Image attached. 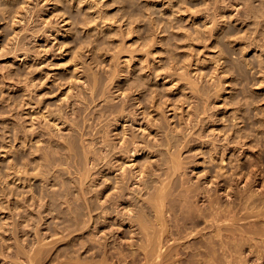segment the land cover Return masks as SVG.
Returning <instances> with one entry per match:
<instances>
[{
  "label": "rangeland",
  "instance_id": "obj_1",
  "mask_svg": "<svg viewBox=\"0 0 264 264\" xmlns=\"http://www.w3.org/2000/svg\"><path fill=\"white\" fill-rule=\"evenodd\" d=\"M23 1L24 3H26L24 4L26 7H19L17 4H19L20 6H24L20 4V3H23ZM97 1L99 4H97ZM97 1L96 0H73V1L72 0H60L59 2L57 0H29V1L28 0H20V1L19 0H0V264H22V263L24 264L26 261L28 262L29 260L27 258L28 254L27 253L25 254L24 252H26V250L29 249V252H31V255H34L35 253L34 250L39 251L38 249L40 248L43 253L41 251L40 252L44 254L43 256L44 260H40V259H43V258H40L37 261V259L35 258L38 264L40 261H41L40 264H62V263L63 264L65 263L77 264V262L78 264H92L93 262H95L96 264L97 260L101 261L103 259V255L105 259L102 261L106 262V263L101 262L103 264H107L108 262H110L109 264H114V263L115 264H122V263L123 264L124 263L125 264H140L142 262L143 263L145 262L144 264H146V260H145L146 258H143L145 256L143 254H140L141 253L140 249H138L139 248L138 244H140L142 240L140 238L143 236L141 233H139L140 231H139L138 226L135 225V228L133 226L130 229V226L126 223L127 221H129L127 216H126L127 217L126 221L124 219L125 225H123L124 221L121 220V218L122 217L124 218L125 215H129L128 210L130 208L138 209L140 204H145V203L148 204V202H146L147 201L146 197L148 196V194L147 195L145 194L147 193V191L134 190L136 191V194L135 192L132 191L134 188H137V184L133 183L135 182V180L132 178L131 174L129 173H132L133 170L136 171V168L129 167V166H131V164L133 163L136 164L135 167L137 166V168L142 166L144 163L145 165L151 166L152 163L150 164L149 161L154 163L156 162L155 161L156 159L158 160V158H159L158 161H160V163L158 162L156 163L162 165L163 161L160 160V156L162 157L164 155H160L159 153H157L153 156V154L156 153L154 151H153L154 153L153 152L150 153V151L148 153L147 152L145 153L144 151H140L137 155L138 157L132 158L133 160L128 159V161H130L131 163H125L127 159H121L122 161L121 160L120 161L122 163L123 162L125 163V165L123 163L124 167L123 169H121V172L120 170H117L114 172L115 174L114 173L109 174V171H106V175L107 176L109 175V177L111 178L110 179L111 182H108L106 180L108 184H106L105 183L106 181L104 180L106 177L105 176L102 177L100 173H97L96 170L98 171V169L95 168L96 170L95 169L94 170L96 173L92 171L91 172L92 174L90 178L88 179L89 181L86 179V182L85 184H82L83 185L82 187V185H80L81 183L79 184L77 181L80 178L83 179L82 177L83 175L80 177L79 173L81 172L79 173L77 172L79 170L80 171H82L83 169L85 170L84 168L85 164H86V167L91 166L93 170V167H94L93 162H92L93 160L90 161L89 163V164L92 163L91 165L85 162L86 161L85 158H84V161H82L83 158L81 157H84L85 154L83 153L84 151L82 152L83 146L81 143H80L81 145L79 144V147L81 146L80 147L81 151L79 153V150H78V154L77 153L76 154L81 156V152H82V156L77 157V155L74 156L75 155L74 151H73L74 154L71 153V150L69 152L68 147L66 148V145L61 142V141L65 142L66 139L72 136L73 132L75 134H79L80 129L81 131L82 129H85V128L86 130L87 128L90 129L87 123L83 124L85 122L83 121L82 118H81L82 121L76 124L78 127V130L75 125V122L74 124H71L72 122L69 120V116L72 115L73 117H75L74 115L75 108H80L84 105L83 99L82 98L80 99L81 95L85 94V96H88L90 94V91L88 92L87 90L88 85L83 84L84 81H86V78L87 80H91L92 77L95 76L92 74L99 75V77H102L105 75L103 78H106L107 75L111 76L112 74L110 75V73L112 72L109 73V71H111L113 68V65H116V64L119 67L121 65L122 66L124 65L126 67L125 68L123 66L124 68H122L121 66L120 68L118 67V69L115 68V70H117V71L114 70L116 74H118L121 71L122 72H124L125 70L126 71L122 75H121L122 72L119 73L118 77L120 78L116 77L118 79L114 80V82L112 81L113 82L112 85L110 83V86L108 87L109 92L108 94L106 92V95H105L106 96L105 98L107 99L108 98L107 96L111 93L109 95L110 97L107 99V103H109V105L111 103L118 104L119 103L118 101L122 103L121 101H123L124 99H121V98L124 95L122 97L121 96L118 97L121 91H118L117 89L121 86L126 88L131 82L132 77L133 78L137 77L143 82L148 77L151 83L147 79L146 82H144V84L146 83L145 84L146 87H152L153 89L152 90V89L147 88L148 90H151L150 92H152L151 94L148 93L149 96L147 94L146 88L144 89L146 91H143L142 89L143 92H140L139 90L138 91L139 93L135 91L134 89L130 90V92L129 90H126L127 91L126 94H128V92L131 94V97H129L130 100L129 98H127V100L129 101L126 102V106L130 110L131 108L134 110H139L138 113L145 110V108H143L144 105L142 104L141 106H139V103L137 99L135 98H138V99L140 97L147 98V99L145 98H142V99L143 101L145 100L146 103L145 101L144 103L149 106L151 105V103H153L152 107L151 106L150 107L151 109L153 108L154 111L153 110H151L152 112L149 111V113L151 112V115L148 116L150 119L147 118L148 120L146 119L147 120L146 122L144 119H141L140 121L144 120L143 123H147L149 120H152L151 119L153 118L152 116H154L153 119H155V121H158L159 119L162 118V116H164L163 118L168 119V120L166 119L164 120L166 121L170 120L169 122L170 123L172 122V126L173 125L176 126L175 128L177 130L176 132H178L179 128L183 126L182 123L184 121L186 123L188 120H189L188 121L189 123L190 121H191V124L193 123L192 125H194L195 123L197 125V126L194 125L193 129L190 128L189 130H187L188 132L196 133L198 131L203 130L202 132H200V134H198V136L195 134L194 135L196 138L199 139L200 138L199 135L203 136L205 134L206 137L205 136L203 137L205 140L203 138H200L198 140L194 137V135L193 136L191 135V137L195 138L196 140L195 142L191 143L192 144L191 151L194 153V155L196 154L195 155L196 158L193 157L194 155L192 154L193 156L190 155L191 156L190 158L191 159L194 158L193 163H190L191 159L190 160L187 159L188 161H186L185 160L186 158H184V162L186 161L185 163L186 164L188 163L187 165L181 162L182 170H180V173H177L181 177L178 175L174 177V178H177V177L181 178L179 180H180V186L182 185V187H180L179 189L183 188V184L181 180L184 179L185 177L183 178L182 175L184 176L187 175L186 177L190 181H188V179L186 178L188 182L187 181H184V182H187L189 185H192L194 182L195 183V185L193 184L194 187L198 186V187L203 188L204 185H206L207 189H209L212 193L214 192V194H216V196L214 195V197H218V198L221 197L219 198V201L220 202L223 201L222 204L235 206V202H236V206H237L240 202L241 205L239 204L237 208L238 207L240 208L249 203L247 202V200H245V197L240 198L241 195L240 193H238V188H240V186H241L240 188L241 190L243 187H246L245 185L248 182H250V184L249 183L247 184L248 190H246V192L249 191V193H251V191H254V190L256 191L258 188L260 191L264 189V186H263L264 184V0H134L135 2L133 0H97ZM86 2H88L89 4ZM14 4H16V6ZM27 5L29 6L27 7ZM247 5H248V9L253 10L252 12L247 9L246 7ZM89 6L92 8L90 9ZM96 6H99V8ZM17 7L20 10L17 9ZM61 7H62V10L60 9ZM63 7L65 8V10L68 9V12L66 10V13H65V10ZM105 7L109 11V12L107 11L108 14H106ZM97 8L99 11L97 10ZM11 9L13 10V12L17 10L15 12L17 13V15H15L17 18H15V16L13 17L15 13H13ZM32 9L33 11H31ZM101 10L104 15L102 14ZM248 11L250 12V14ZM21 13L23 14V18L25 15L26 20L23 19L22 23H17L16 21L17 20L19 21L20 19L19 17L22 15ZM71 13H73V16ZM18 14L20 16H18ZM99 14L101 16L103 15L105 19H108L106 17H110L112 15L113 19L111 18L112 17L111 16L110 19L112 20L108 19L104 21L103 20L104 18L101 17ZM106 15H109V16H106ZM70 16L73 17L74 19H77L78 17V19L74 21V19L71 18ZM86 16H88V18L91 20L94 19V23H92L93 21L90 22L88 20L89 23H92V24L87 25L89 24L88 22L84 24L85 22L84 18ZM13 18L16 19L15 22ZM88 18L86 17V20ZM64 19L65 21H63ZM106 21L108 22V24L106 23ZM103 22L105 23L103 24ZM109 22H112L113 24L111 25V23ZM14 23L16 24V26ZM94 25L95 26L97 25L98 27L97 26L95 27ZM105 25H108V26H105ZM70 27L72 29L74 28L72 32H71ZM98 28L99 29L101 28V29L99 30ZM123 28L125 29V31L123 30ZM120 29L124 31L123 36L127 38L121 37L122 35L120 33L121 32ZM130 29L132 30L131 31L132 33L129 32ZM168 29L169 31L167 32ZM212 29L213 31H211ZM126 31H128L130 35ZM126 33L128 34V36H126ZM187 34L189 35L186 36ZM186 37L188 38L191 37L192 39L191 38L188 39ZM94 39L99 40L97 41L98 42L97 44L100 43L96 51L94 50V48H96L95 41H93ZM169 39L171 40V42ZM122 41L123 42L125 41L124 42L125 44L123 46L127 45L125 47H127L128 50H132V51L133 49L131 48H134V52L132 53L131 51L130 53L128 52L129 53L128 54L127 53L128 50L127 51L126 49L122 50L124 48L122 47V45L121 47L120 46L117 47V45L121 44L120 42ZM164 42L168 44L165 45ZM146 43H148V45ZM153 43H156V44H154V46L150 45ZM145 46L146 48H144ZM119 47L121 48L120 50L118 49ZM136 48L138 50H135ZM163 48H165L167 51ZM92 49L95 52H97L96 55L94 51H92ZM139 49H142V50H139ZM116 50L120 52L125 51L129 56L126 55L124 52H121V53L119 52L121 54V57H120L119 54H116ZM93 53L96 59L94 58L92 59ZM113 53H115L116 56L119 55L118 59L112 57L114 56ZM131 53L134 54L133 57L131 56L132 55ZM130 56L133 58V60L131 59L132 60L131 61L132 63L130 62L131 65L130 64L127 65L126 64L127 62H125L124 60L126 59L127 61V59H130ZM97 59L100 62H98ZM144 60H145L144 66L145 64H147V66H149L150 68L152 67L153 70L155 71L157 70L156 71L157 73L155 71L152 72L151 69L147 66L145 67H147L150 70L145 68L143 66ZM92 61L97 62L95 63L96 65L94 64L93 66L92 65L93 63L91 64ZM115 61L116 63L114 64L113 62ZM75 63L77 64L75 65ZM117 65L114 67H117ZM90 66H92L93 69ZM129 67L130 68L132 67V68L130 69ZM133 67L136 68L137 70L136 69L134 70ZM142 67H144L146 70L144 68L142 69ZM121 69H123L124 71ZM141 70H144V71L142 72ZM97 71H99L100 74L96 73ZM128 74L130 75L128 76ZM107 79L108 78H106V80ZM71 80H72L71 82L72 85L69 82ZM147 81L150 84L147 83ZM190 83L195 84L196 88H192L191 86L193 84H190ZM73 84L75 85V87L76 86L77 87L74 88ZM70 85L74 88L72 89L73 97L71 96V94H67L68 92H66L67 90H69ZM184 86L187 87V89L184 88ZM189 86L191 87L190 89L188 88ZM157 88L160 91L155 90ZM79 89H81V91L83 89L82 94L81 92H78L80 91ZM191 89H194V90H191ZM200 89L202 92L200 91ZM132 91H134L135 94H133ZM186 92L189 93L187 94V96H186ZM79 93H80V96L78 95ZM191 94H192V97L190 96ZM66 95H67V98H66ZM69 95L72 98H69L68 97ZM150 95L151 96L153 95V98H151ZM114 96H117V97H114ZM128 96L130 95L128 94ZM154 97L156 98V100ZM180 97H184V99ZM185 97H187L188 99L190 98L191 99L188 101L187 98ZM149 98H151V100L153 99V102L151 100H148ZM103 100H105L104 97L103 99H100L96 103V104L99 103V105L95 107V112L99 108L102 109L103 106L107 105L106 100L105 101ZM147 100H148V103H147ZM185 100L187 102H185ZM150 101L151 103H149ZM128 103L130 106L131 105L132 106L129 107L127 105ZM176 103L177 104L179 103L180 105H182L180 106V109H179V104L177 105ZM158 104L159 105L162 104V106L165 107L164 109L167 111H164V110L162 111L166 112V114L163 113L162 115L161 109L163 107L160 106L162 108L159 109ZM174 104L177 106H175ZM198 105H199V108H196V106L198 107ZM136 106L137 107L139 106V108L136 109L137 108ZM149 106L146 107V109L149 108L150 110ZM60 107L64 110L62 111ZM170 107L171 108L178 107V108L177 109L174 108L175 110H173L174 111L173 112L169 110ZM205 107L207 108V111L209 110V114L206 111H204L206 113L203 112V110L206 109ZM155 108H157V111H155L156 110ZM57 109L61 110L66 115H64L60 111L61 112V116H60L58 114L59 110ZM89 110L90 111H88L87 114H89V112H91L92 110L94 111L93 108ZM192 110L200 111L199 116L201 117V119L200 117L195 118L196 115L193 113ZM65 111L68 112V114L70 115H68ZM99 111L100 110H98L97 112L100 113ZM158 111H160V113H158ZM176 111L177 113H175ZM197 111H196V114L198 113ZM155 112L157 113L155 114ZM181 112H183L182 113L184 114L183 116L180 115ZM192 113L194 116H192ZM67 115H68V118L65 119L64 117H66ZM157 115H159L161 118ZM179 115L182 116V119L183 117L185 119L188 115L190 116L189 118L188 117L186 118L187 121L184 119L183 121L179 118L180 117ZM142 116L143 114L140 115V118ZM174 116H177V117L175 118ZM73 117H70V118H73ZM171 118L175 122L171 121L172 120ZM177 118L181 122H178L176 120ZM194 119H196V121H194ZM198 120L200 122L201 121L202 122L204 121V122L203 123L201 122L202 123L201 124L197 122ZM110 121L113 124L114 121L113 120H110ZM106 122L107 121H105V123ZM55 123H58V126H56ZM97 123L98 124L100 123L99 125H101L104 122L101 123L100 121H98L96 122V124ZM96 124L94 125L96 126ZM126 124L128 127L130 126L128 123H125V124L120 123L116 128H115V124H113L114 128L111 125L112 127L111 130L116 129L115 131L113 130L114 135H113V132H111L112 134L111 136L113 138L109 136V142L111 144L114 142L115 145L120 147L121 143L118 140L119 138L123 136V133H124L123 131L125 129L127 130L128 137L131 133L135 134L133 132L134 130L136 131V135H138V138L140 137V140L143 141V138H144V140H149V142H150V139L152 142H155L156 140L165 138L164 135L166 134L167 129H168L167 127L166 132L164 131L165 128L162 129L163 130L162 132L163 133L165 132L164 135L162 136V132L159 131L160 129L154 128L153 131L148 130L149 132L144 131L143 133V130L139 129L140 128L139 125L137 126V128L136 127L128 128L127 126H125ZM99 125H98V128L102 127V125L101 126ZM72 126L73 128L71 129ZM185 126H187V124ZM185 126L181 128H185ZM201 126L202 127L204 126L205 129L203 127V129L200 130L202 128ZM120 127L123 133L120 131ZM126 127L129 129V131ZM75 129L79 133H76V131H74ZM131 129H133L132 132L130 131ZM137 129H139L140 131ZM239 129H241L242 132ZM90 130H88V132ZM183 130L185 132V129ZM137 131L139 134H137ZM238 131H240V133ZM117 132H121L122 134L119 133L118 134L119 137H118ZM146 132L148 133L146 134ZM181 133L179 132V134L182 136ZM202 133L204 134L202 135ZM75 134H73L72 137H74ZM142 134H144V136ZM190 134H189V137H190ZM246 134H250V136ZM153 135L155 138L158 136H161V137L158 139L154 138L155 139L154 140ZM66 136L68 137L66 138ZM80 136L82 137L81 134ZM80 136L79 135L76 136L77 140ZM237 136L243 137V139L239 138V141L241 139L242 142L240 141L239 143L238 140L235 139V138L238 139ZM81 137L79 138V141L83 140L81 139ZM86 137H84L85 140L91 139L90 137H88V139ZM110 139L113 142H111ZM212 139H214L213 141L216 143V144L214 143L215 145L213 144V141L211 142ZM227 140L228 141L230 140L229 141L230 145H228V148L225 147L228 144ZM232 140L233 142H231ZM196 142H197V145H199L200 143L201 145L197 146ZM117 143H120V144H117ZM218 144L220 145V147H218L219 146ZM61 145H63V147H60ZM222 145L224 147H222ZM141 146H144V145L142 144ZM211 146L212 147L214 146V147L212 148ZM51 147L54 152L53 151H50V152H53V153H50L48 150L49 148L51 149ZM53 148L56 150H54ZM60 148L62 149L64 148L65 150L63 149L64 151H62V149L60 150ZM66 149H68V151ZM164 149L165 148H162L161 150H163V152L165 151L167 152V150H164ZM203 149H204V152L209 153V154H212L214 150L216 151L219 150L218 152L214 151L213 153L215 157L213 161H216V160L217 161L210 162V160L213 159V158L211 159L209 158V157H212L211 155L210 156L208 155V157L204 159L205 153L203 152ZM211 149H213V151ZM222 149L223 150L228 149V150L225 151L226 153H224ZM233 149L235 150L233 151ZM209 150L211 151L209 152ZM222 151L224 154L222 153ZM46 152H48L49 154H47ZM55 152L57 153V155L54 154ZM59 153L61 154V156L64 155V153L74 156L72 160L68 158L69 155H66L67 156L66 159L69 161L72 160L71 162L76 163V165L78 164L77 162L78 158L79 159L81 158L80 160L81 162H79V164H82V162L83 164L85 162V164L84 165L82 164L83 165L82 167L81 165L78 164V166H80L79 167L80 169L78 168V166L75 165L77 167L76 169L74 164L73 165L70 164L71 167H69L70 162L67 163V160L65 159L66 157L65 155H64L65 157L59 156V159L57 158ZM221 153L223 156H221ZM186 154L187 153H185L184 155ZM188 154H191V152ZM44 155L46 156L45 159H44ZM48 155H50V157H48ZM51 156L53 157L51 158ZM72 156L70 157L72 158ZM202 156L204 157L202 158ZM222 157L224 158L226 157L225 159H227V161L225 160L226 166L222 163V161H220L222 160L221 159ZM47 158L49 159L51 158V159L49 160ZM112 158H113L111 160L113 162L112 164L122 165L121 162H118L120 163L118 164L117 161H114L117 159H114V157ZM52 159L54 160L53 163H52ZM55 159H57V162L55 161ZM60 159L62 161H59ZM63 161L66 162L67 165L69 166H67L66 163H64ZM219 161L220 163H222L221 164L222 166L220 165ZM45 162H48L49 164L48 163L45 164ZM59 162L61 163L57 166L56 164H58ZM229 162L230 163L232 162V163L230 164ZM156 163H155V167L154 166L153 167H154V171L157 173L158 172L157 169L159 168H157L158 164ZM50 164H53L54 166H56V167L53 166L55 169L52 168L54 171H51V174H50L49 168L50 170H52L50 167L52 165ZM61 164H64V165H61ZM117 165H115V167ZM145 165H143V167H140V168L146 167ZM160 165L159 167L162 168V166ZM218 165H220L222 169L224 168V170H226L225 169L226 167L230 171L226 170L227 171L226 172L224 170L223 171L218 170L220 168V166ZM163 166L166 167V163L163 164ZM183 166L184 168L187 167V169L186 168L184 169ZM118 167L119 166H117L116 169ZM164 167L162 169L165 170ZM73 168H75L77 171L74 170ZM124 169L126 170V172H129L128 174H125V175L131 176V177L128 176L130 177L129 185L132 183L130 185L132 188L130 192L135 194L134 197L136 196L133 199H136L137 197L138 198L140 197V198L139 199L137 198V202H135L134 204L133 202L135 200L134 201L133 199L131 200L130 196L132 195V193L128 192L129 191L128 190L127 192H125L123 200H121L122 198L120 199V197L116 196L114 200H116L117 203L113 204L115 206L108 203V205L109 204L111 205V207L109 205L110 209L114 211V213L111 214L112 216L110 215L111 210L109 208L108 209L110 210V212L108 211V214L105 213L106 215H104L101 213L102 208L105 205L108 206L107 203L105 204V200H107V197L110 195L109 192L111 193L113 189L116 190V192H118L117 189L114 188L115 183L113 182L116 180L117 177L122 176V172ZM162 169H161L162 172L160 171L161 173H163ZM211 169L212 170L217 169V171L213 170L212 172ZM231 169L234 173L233 175H235L234 177L232 176V178L230 175ZM58 170L59 172L60 170H62L61 171L62 174H59ZM84 170L82 171V173L84 172ZM181 171H184V172L187 171L188 174L186 172L183 173ZM236 171H237V175L235 173ZM215 172H218L216 174H220V173H223V174L222 175L220 174L221 176L217 175L218 177H216ZM63 174H65L64 176H66V178L63 176ZM96 174L97 175L100 174V176H97ZM226 174L230 176L231 180H229L230 179L229 178L227 181L226 180L227 178H223L224 176L225 177L228 176ZM52 175L54 179L56 178L55 176L57 177L60 176V178L56 179V182H55V180H53L52 178ZM92 175L93 177L96 176V178L94 177L96 181L94 180V178H92ZM116 175H119V176H116ZM213 175L215 177H212ZM84 176L86 177V175ZM236 176H239V177H236ZM61 178H63L62 179L63 181L61 180ZM91 178L93 179L94 182L92 181L93 183L91 182V184H89L91 181L90 180ZM234 178L236 181L234 180ZM239 178L240 179L242 178V180H240ZM106 179H108V177ZM57 180H58V183L61 180L63 184H60L61 182L58 184ZM64 180L67 182V184L64 183ZM149 181H148V185L150 186L151 181L150 182ZM80 182H82V180ZM103 182L104 184L101 185ZM190 182L192 184H190ZM196 182L197 183L199 182V183L197 184ZM213 182L214 183L216 182L219 185H217L216 183L214 184ZM74 183L75 184L78 183V185L83 188L81 189L86 191V194L83 192V195H82L81 193L82 197L84 196L83 197L84 199L81 198V196L79 195L81 192L79 191L80 187H78L77 184L76 186ZM98 183H99L100 189H97L99 187L95 186V185L98 186ZM110 183H112L113 185L111 186ZM200 183L201 185L202 184L203 185L202 186L199 185ZM212 184H214L215 186H213ZM222 184L223 186H220ZM230 184H232L233 186ZM60 185H67V187L60 186ZM88 185L92 187V188L89 187V189H92V190L93 188L96 187L95 189L97 191L96 190L91 191L93 195L89 194L90 191L88 192ZM249 185L251 187V190H250ZM69 186H72V188H70ZM206 186L203 189H205ZM210 186L211 187L213 186V187L211 188ZM64 187H66V189ZM68 187L73 191L68 190L69 189ZM101 187L104 189H102ZM110 187H112V190L110 189ZM215 187H217L218 189ZM213 189L218 190V192L214 191ZM62 190H64V192ZM105 190L108 192V196H106L107 192L102 194L103 192H105ZM259 190L257 191L260 193ZM60 191L62 192L60 193ZM65 191H66V195H65ZM180 191H183V189ZM58 192H59V195H58ZM70 192L71 193L74 192V193L71 195ZM96 192H99V194L101 192L102 193L100 195L97 193L96 195L95 194ZM140 192H142V194H140L139 196ZM229 192L232 194H230ZM67 193H69L68 195H71L70 197L72 198V200H74V202L76 201L75 203H79L80 205H81L80 202H82V204L84 203L82 206H85V204L89 202L87 204L89 208L85 206L86 209L87 208L89 209L88 210L89 213L88 211L86 212L85 211L86 209L84 208L85 209L84 210L81 206L82 210H84L83 211L84 214L86 213L85 216H83L81 208H78L79 205L76 204L77 205L76 206L75 203L71 200V198L67 196ZM219 193H221L222 196H220ZM237 193L238 195H236ZM56 194L57 196H55ZM260 194H262L263 198L261 197L259 198L261 200L257 199L255 202V204L258 203L259 205L254 204L256 206L255 208L253 204H250L249 212L248 210H244L243 211L244 213H241V216L245 217L244 215L245 212H248L249 215H246L248 217L238 221L239 223L236 222V225H235L240 228L242 227V229L250 231V233L245 234L246 235L245 237L237 236L236 239H233V238L226 239V241L228 242V246L229 247L232 246L231 248L234 252L238 248H239L238 253L243 249L240 253L244 252L245 254L237 253L236 255L237 256L244 255V257L240 256V258L243 257L244 259L242 258V260L244 261L246 260L248 262V263L246 262L247 264H264V251H263L264 249L263 241L264 240L262 241L264 236L263 238H260L261 235L257 234L256 236L254 232L256 231L260 233V231L263 230L261 232L264 233V220H263L264 219V201H263L264 200V190ZM44 195L45 196L48 195V196L44 197ZM52 195L55 198L59 197V202ZM86 195H88L87 198H86ZM112 195L114 194H111L110 196ZM145 195L146 197H144ZM231 195H233L234 197ZM246 195H248V193H246ZM66 196L68 197L67 199H62L63 197L66 198ZM89 196H92L91 197L92 200H93V196H96L94 201L91 203H90L91 199ZM128 196L130 197V199ZM226 196L228 198H226ZM49 197L50 199L52 198L53 200L51 199L49 202L50 204H47L49 201ZM69 198L76 207H73V204L70 205L71 202L70 203L68 202L70 201ZM125 198L127 200H124ZM229 198L232 200H229ZM206 199L207 198L202 197L201 199L202 202L200 203L198 201V198L196 199V201L194 199L193 200L196 203L198 201L199 204H202L200 206L205 207L208 205V201ZM84 200L85 202H87L88 200V202L85 203ZM98 200L100 204L104 200L103 204H101L102 207H99L101 205L97 204L99 203L97 202ZM119 200L122 202H120ZM142 200L144 203L142 202ZM228 200H229V203L231 202L232 203L229 204ZM53 201L58 202V204H56V202H53ZM259 201L261 202L259 203ZM93 203L95 207L98 206L99 211L98 209L97 211L99 213L96 212L95 207L94 208L90 207L91 205L94 206ZM47 205H49V207ZM50 205H52V207H58V208L62 207L60 208L61 211L56 210V209L54 210L53 208H52L53 210L48 209L50 208ZM68 205L70 207L72 206L73 208H70ZM127 205H129V207H127ZM132 205H136V206H132ZM10 206L12 209L10 208ZM124 207L125 209L123 211L122 209ZM90 208L93 209L92 212L94 211L95 212L91 213ZM126 208L128 209L126 210ZM113 209L118 210V211L115 212V210ZM63 210H65V214ZM125 210L127 213L125 212ZM260 210L262 211V213ZM255 211L257 212L255 213ZM117 212L118 213L120 212V213L118 214ZM151 212L152 213L150 215L152 218H154L152 216V214L154 215V213L153 211ZM79 213H81L82 215L81 214L79 215ZM87 213L89 217L86 216ZM96 213L98 217H96ZM142 213H145V212H142ZM251 213L253 216L251 215ZM257 213H260V215ZM89 214H92V216ZM77 215L80 216L79 219L81 220V222L83 221L82 219L85 218L84 221L86 223L84 221H83L84 223L82 222V224L81 222H79L82 227L81 229L79 228L80 226H78L80 224H78L76 227V225L72 223L74 221L73 220L74 217H76ZM102 215H104V217L106 218H104ZM120 215H122L121 218H120ZM254 215H257V217ZM78 216L75 218V221L76 220L79 221V219H77ZM115 216L119 217L120 219L118 218L116 219ZM143 216H144L143 217L144 219L146 218V221L148 220V222H150L149 220L151 217L148 219L147 214L146 216L145 215ZM169 216H170V213H169ZM90 217H95V219L94 218L90 219ZM102 217L104 218V222L107 221L105 224L104 222H101L103 221ZM97 219L101 223H97L98 221ZM255 219H257V221ZM118 221H120L122 224ZM151 222H153V219ZM245 222L246 223L248 222V223L245 225L243 224ZM69 223L71 224V226ZM249 224H250V227H248ZM67 225L70 227L68 228V230H64L67 228ZM251 225L253 226L252 229H251L252 227ZM203 226L204 224L201 227ZM247 227L249 229H246ZM256 227L257 229L255 230ZM130 230H132V232ZM134 232L135 233L137 232L136 233L137 235ZM251 232L253 233L251 234ZM211 234L212 233L208 232L207 236H210ZM250 235L254 237L250 238ZM131 236H134V238ZM247 236L249 239L246 238ZM204 239L205 238L203 237L198 238V240H201V241H203ZM242 239L244 241H242ZM38 240H40L41 243L42 244L44 243L46 246L43 247L44 244L42 245L41 243H39L40 244L38 245L39 247L35 245L37 242H39ZM245 240L248 241V243H245L246 242ZM230 241L232 243H230ZM17 242H21V244L19 243L18 245ZM134 242H136V244ZM132 243L134 245H132ZM17 245H18V248H20L19 246L23 247L22 249L24 250L26 248L24 252L20 248L26 257H21V256H24L22 252L20 254L21 256L16 255L18 254V252H16L18 251ZM255 245L258 246V248ZM35 246L37 247V250ZM41 246L43 247V250ZM180 246H177V247H180ZM91 247L93 248L91 249ZM185 248L186 247H184V249ZM258 249L260 250L258 251ZM96 250L100 254L101 253L102 254L100 255L98 252L96 254L95 253ZM253 250L255 251V253ZM105 252H109L110 256H109V253H105ZM119 252L122 254H120ZM118 255H121V256L123 255L122 261H121L122 258L120 259L116 257ZM39 256L42 257V255H39ZM218 256L221 259L220 253L218 254ZM125 257H127L126 260H124ZM224 257L225 256L222 255V259ZM246 257L247 259H245ZM106 259H108V261H106ZM197 259L201 260V261L198 260L197 264L202 263V262H203L202 264H208L207 259H204V258L201 259V257L200 258L197 257ZM224 260L225 258L222 260L223 264H231L228 261H226L228 263H224L225 262ZM157 262L158 260L155 261V264H158ZM28 264H30V262ZM98 264H100V262ZM240 264H243V262Z\"/></svg>",
  "mask_w": 264,
  "mask_h": 264
},
{
  "label": "bare ground",
  "instance_id": "obj_2",
  "mask_svg": "<svg viewBox=\"0 0 264 264\" xmlns=\"http://www.w3.org/2000/svg\"><path fill=\"white\" fill-rule=\"evenodd\" d=\"M20 1V0H19ZM29 1V0H28ZM57 1H59L60 2V0H57ZM73 1V0H72ZM97 1V0H96ZM134 1V0H133ZM25 2H27V1H25ZM135 2V1H134ZM17 3V2H16ZM86 3H88V2H86ZM20 4H22V5H24V4H26V3H24V1H23V3H20ZM29 4V3H28ZM84 4V3H83ZM89 4V3H88ZM97 4H99L98 3V1H97ZM15 6H16V4H14ZM13 5V6H14ZM19 7H26L25 5L24 6H20L19 4H17ZM39 5V4H38ZM74 5V4H73ZM232 5V4H231ZM245 5V4H244ZM12 6V7H13ZM14 6V7H15ZM29 5H27V7H28ZM90 7V6H89ZM96 7H98L99 8V6H96ZM104 7V6H103ZM247 7V9H248V5L246 6ZM250 7H251V5H250ZM64 8V7H63ZM92 7H90V9H91ZM98 8H97V10H98ZM243 8V7H242ZM252 8H253V6H252ZM17 9H19L18 7H17ZM22 9H24V8H22ZM22 9H21V11H22ZM61 10H62V7L60 8ZM100 9H101V7H100ZM105 9H106V7H105ZM104 9V10H105ZM245 9V8H244ZM12 10V9H11ZM14 10H16V9H14ZM20 10V9H19ZM27 10H29V9H27ZM64 10H65V8H64ZM63 10V11H64ZM67 10V12H68V9H66ZM66 10H65V13H66ZM249 11H253L252 9L250 10V9H248ZM256 10V9H255ZM255 10H254V12H255ZM17 11V10H16ZM15 11V12H16ZM31 11H33V9L31 10ZM30 11V12H31ZM99 11V10H98ZM106 11V14H108V10L106 9L105 10ZM104 11V12H105ZM108 11V12H107ZM248 11V12H249ZM258 11H260V10H258ZM12 12H13V10H12ZM15 12H13V13H15ZM26 12V11H25ZM29 12V11H28ZM101 12H102V10H101ZM239 13V12H238ZM258 13V12H257ZM19 14H20V12H19ZM18 14V16H20ZM22 14V13H21ZM45 14H46V12H45ZM72 14V16H73V13H71ZM96 14V13H95ZM94 14V15H95ZM102 14H103V12H102ZM249 14H250V12H249ZM252 14V13H251ZM254 14V13H253ZM15 15H17V13H15L14 15H13V17L15 16ZM75 15V14H74ZM93 15V14H92ZM100 15V14H99ZM98 15V16H99ZM104 15V14H103ZM103 15L101 16V17H103ZM258 15H260V14H258ZM91 16V15H90ZM106 16H109V15H106ZM105 16V17H106ZM112 16V15H111ZM110 16V17H111ZM254 16V15H253ZM71 17V16H70ZM75 17V16H74ZM87 18H88V16H86ZM86 17L84 18V24L85 23H89V21L90 22H92V23H94V19L93 20H91V19H87L86 20ZM93 17H95V16H93ZM110 17H106V18H108L109 20H112L113 19V16L111 17L112 19H110ZM122 17H124V16H122ZM12 18V17H11ZM15 18H17L16 16H15ZM20 19H19V21L17 20L16 22L17 23H22V21H23V19H25V15H24V18H23V14L19 17ZM71 18H73V17H71ZM76 18V17H75ZM90 18H92V17H90ZM104 18V17H103ZM14 19V18H13ZM74 19V18H73ZM77 19H78V17H77ZM77 19H74V21L75 20H77ZM101 19V18H100ZM108 19H103L104 21L105 20H108ZM15 20L16 19H14V22H15ZM26 20V19H25ZM30 20V19H29ZM89 20V21H88ZM97 20V19H96ZM98 20H99V18H98ZM97 20V21H98ZM102 20V19H101ZM102 20V21H103ZM63 21H65V19L63 20ZM80 21V20H79ZM83 21V20H82ZM101 21V22H102ZM78 22V21H77ZM96 22V21H95ZM79 23V22H78ZM92 23H89V24H87V25H90V24H92ZM105 22H103V24H104ZM106 23L108 24V22L106 21ZM109 23H111V25L113 24L112 22H109ZM15 24V23H14ZM13 24V25H14ZM15 26H16V24H15ZM14 26V27H15ZM71 26H72V24H71ZM95 26V25H94ZM97 26V25H96ZM95 26V27H96ZM104 26V25H103ZM105 26H108V25H105ZM84 27H85V25H84ZM86 27H88V26H86ZM98 27V26H97ZM121 27V26H120ZM16 28V27H15ZM71 28V27H70ZM22 29V28H21ZM74 29V28H73ZM72 28H71V32H72V30H73ZM99 29V28H98ZM101 29V28H100ZM99 29V30H100ZM128 29V28H127ZM126 29V30H127ZM24 30V29H23ZM113 30V29H112ZM119 30V29H118ZM123 30L125 31V29L123 28ZM129 30V29H128ZM39 31V30H38ZM37 31V32H38ZM121 31V32H120ZM120 33H121V37L122 38H127V37H125V36H123V32L124 31H122L121 29H120ZM132 30L130 29V31L129 32H131ZM164 31V30H163ZM169 31V29L167 30V32ZM211 31H213V29L211 30ZM218 31V30H217ZM19 32V31H18ZM40 32V31H39ZM46 32V31H45ZM70 32V31H69ZM74 32V31H73ZM128 34H129V32L128 31H126ZM126 33V36H128V34ZM132 33V32H131ZM118 34V33H117ZM221 34V33H220ZM48 35V34H47ZM92 35V34H91ZM125 35V34H124ZM130 35V34H129ZM189 34H187L186 36H188ZM191 35V34H190ZM49 36H50V34H49ZM167 38V37H166ZM186 38H188V37H186ZM189 38H191V37H189ZM188 38V39H189ZM192 39V38H191ZM122 40H124V39H122ZM170 40V39H169ZM171 40H172V38H171ZM171 40H170V42H171ZM73 41V40H72ZM71 41V42H72ZM93 41H95V45H96V48H94V50L96 51L97 50V48L99 47L98 45H100V43L99 44H97L98 42L97 41H99L98 39H94ZM164 41V40H163ZM101 42V41H100ZM125 42V41H124ZM123 41L122 42H120L121 44H118L117 45V47L118 46H120L121 47V45H122V47H124L122 50H125L126 49V51L128 50V48L127 47H125V46H127V45H125V46H123L125 43H124ZM158 42V41H157ZM156 42V43H157ZM156 43H153V44H150V45H153L154 46V44H156ZM165 43V42H164ZM163 43V44H164ZM101 44H103V43H101ZM147 45H148V43H146ZM166 44H168V43H165V45ZM146 45V46H147ZM164 45V46H165ZM146 46L144 47V48H146ZM118 48L119 50L121 49V48ZM131 49H133V51L132 50H128L127 51V53L129 52H131L132 51V53L134 52V48H131ZM163 49H165V48H163ZM93 49H92V51H94ZM135 50H138L137 48L135 49ZM139 50H142V49H139ZM144 50V49H143ZM166 50V49H165ZM94 51V53H95V55H96V53L97 52H95ZM118 50H116V54H119L120 55V57H121V52H124L126 55H128L125 51H118ZM167 51V50H166ZM165 51V52H166ZM120 52V53H119ZM136 52V51H135ZM63 53V52H62ZM61 53V54H62ZM94 53L92 54V59L94 58V59H96V57L94 56ZM123 53V54H124ZM131 53V54H132ZM114 54V56H112V57H114V58H117L118 59V56L119 55H117L116 56V54L115 53H113ZM122 54V55H123ZM124 54V55H125ZM130 54V55H131ZM63 55V54H62ZM123 55V56H124ZM26 56H28V55H26ZM94 56V57H93ZM129 56V55H128ZM132 57L134 56V54H132L131 55ZM130 56V59H127V61H126V59L124 60L125 62H127L126 64L127 65H131V61L133 60V58ZM114 58H112V59H114ZM75 59V58H74ZM116 59V60H117ZM120 59V58H119ZM132 59V60H131ZM134 59H135V57H134ZM79 60H80V58H79ZM98 60V59H97ZM96 60V61H97ZM138 60V59H137ZM74 61V60H73ZM124 61H123V63H124ZM135 61V60H134ZM79 62H81V61H79ZM98 62H100L99 60H98ZM129 62V63H128ZM131 62V63H130ZM140 62V61H139ZM144 62H145V60L143 61V66H144ZM172 62V61H171ZM93 63V64H92ZM95 63H97V62H91V64L94 66V64ZM114 64L116 63V61L115 62H113ZM137 63V62H136ZM77 63H75V65H76ZM100 64V63H99ZM122 64V63H121ZM96 65V64H95ZM117 65V64H116ZM116 65H113V68H112V70L114 71L115 70V68L116 69H118V65H117V67H114V66H116ZM138 65V64H137ZM122 66V65H121ZM120 66V67H121ZM124 66V65H123ZM122 66V68H124ZM145 66H147V64H145ZM144 66V67H145ZM161 66V65H160ZM90 67H92V66H90ZM119 67V68H120ZM144 67H142V69L144 68ZM147 67H149V66H147ZM147 67H145V68H147ZM171 67V66H170ZM126 68V67H125ZM130 68V67H129ZM132 68V67H131ZM130 68V69H131ZM134 68V67H133ZM144 68V69H145ZM150 68V67H149ZM92 69H93V67H92ZM94 69H95V67H94ZM136 68H134V70H135ZM148 69V68H147ZM151 69V71L152 72H154L155 70H153L152 69V67L150 68ZM150 69H148V70H150ZM155 69V68H154ZM160 69V68H159ZM158 69V70H159ZM97 70V69H96ZM109 71V73L110 72H112V73H110V75L111 76H109V75H107L106 76V78H108L107 80H106V78H103L104 76H102V77H99V75H96V74H92V75H95L94 77H92V79L91 80H87V78H86V81H84V83L83 84H87L88 85V92L90 91V94L88 95V96H85V94L83 95L82 94V91H83V89H82V91H81V89H79L80 91H78V92H81V94L83 95H81V97H80V99L82 98L83 99V106L82 107H80V108H75V113H74V115H75V117H73L72 115L71 116H69V120L72 122L71 124H74V122H75V125L76 124H78V122H80V121H82V119H83V121L85 122V123H83V124H86L87 123V125H88V127H90V129H88L87 128V130H86V128L85 129H82V131H81V129H80V133L79 132H77V130H78V127H77V125H76V127H77V130L75 129L74 131H76V133H79V134H75L74 132L72 133V136H73V134H75L74 135V137H72L71 135V137H69L68 139H66L65 140V142L67 143H65V142H63V141H61L63 144H65L66 145V148L68 147V149H69V152H70V150H71V153H73V151H74V153H75V155L74 156H76L77 154H78V150H79V153H80V147H79V144L81 143L82 144V146H83V150H82V152L85 154L84 155V157H81L82 156V152H81V156L80 155H77V157L78 156H80L81 158H83V160L82 161H84V158H85V162L87 163V164H89L90 163V161H92L93 162V170H92V168H91V166L89 167V166H87L86 167V164H85V162H84V164H85V170H84V172L82 173V171H80L79 169V167L80 166H78V164H79V162H81L80 160H81V158L79 159L78 158V161H77V159H76V161L78 162V164L76 165V163H72L71 161L73 160V157L74 156H72V155H70V154H65L64 153V155L66 156V155H69L68 156V158H70V159H72L71 161H69V160H67L66 158H67V156L65 157L64 155H62V156H64L65 157V159L67 160V163L68 162H70L69 163V165L70 164H74V166L76 165V166H78V172L77 173H79V172H81V173H79L80 174V177L82 176L83 177V179L82 178H80V179H78V181L77 180H75V181H77L80 185H82V184H85V182H86V179L88 180L89 178H90V176H91V172L92 171H94L95 172V168H97L98 169V171L96 170V172L97 173H100L101 174V176L102 177H108V179H104L105 181L107 180L108 182H111V178L109 177V175L107 176L106 175V171H109V174H112V173H114L115 171H117V170H120V172H121V169H123V163L121 162L122 160L121 159H127L126 160V162L125 163H131L130 161H128V159L130 160V159H132V158H134V157H138L137 155H138V153L140 152V151H144L145 153L147 152H149L150 151V153H152L153 151L154 152H156V153H154L153 154V156L155 155V154H157V153H159L160 155H164V156H160V160H162L161 162H162V165H160V164H158V163H160V161H158L159 160V158H158V160L156 159L155 161L156 162H158V163H156V162H151V161H149V163L151 164V166L150 165H145V163L143 164V165H145L146 167H144V168H140V167H143V165L142 166H140V167H138V168H140V169H138L137 168V166L135 167V163H133V164H131V166H129V167H134V168H136V171H134L133 170V168H132V173H129V172H126V168L123 170V172H122V176L121 177H117L116 178V182L114 181L113 183H115V187L114 188H116L117 189V191L118 192H116V190H114L113 189V191H115V192H109V194L111 195V194H114V195H112V196H108V192L106 191L107 190V188H106V190H105V192H101L102 194H104V193H106L107 192V195L106 196H108L107 197V200H105V204L107 203V205H108V203H110V204H116L117 202H116V200H114L115 198H116V196L117 197H120V199L121 200H123V197H124V195H125V192H127L128 190V192H130V190H132V188H131V184L129 185V183H130V177L132 176V178L135 180V182H133V181H131V182H133L134 184H137V188H134L132 191L133 192H135V194H136V191H134V190H138V191H147V193H145L146 195L148 194V196L146 197V195L144 196V197H146L147 199V201L146 202H148V204H140V208L138 207V209H133V208H130L129 210H128V214L129 215H123L124 216V218L122 217V215H120V218H121V220L122 221H124V219H125V221H126V218L128 217V219H129V221H127L126 223L130 226V229H131V227H133L134 226V228H135V225L136 226H138V228H139V233H141L143 236L140 238V239H142L141 240V242H140V244H138L139 245V248L138 249H140V254H143L145 257H143V258H146L145 260H146V264H155V261L156 260H158V264H197L198 263V260L199 261H201L200 259H197V257L198 258H200L201 257V259L202 258H204V259H207V261H208V264H223V262H222V260L225 258V262L224 263H231V264H240V263H242L243 262V264H245L247 261L245 260H242V258L244 257V255H239V256H237L236 254L238 253V250H239V248L234 252L233 250H232V246L231 247H229L228 246V242L226 241V239L228 238V239H230V238H233V239H236L237 238V236H242V237H245L246 235L245 234H249L250 233V231H248V230H245V229H242V227L240 228V227H238V226H235L236 225V222H238V221H240V220H242V219H244V218H247L248 216H246V215H249V205L250 204H255V202H256V200L257 199H259V198H261L262 197V194H260L262 191H260L259 190V188L257 189V190H259L260 191V193L256 190H254V191H251V193H249V191L248 192H246V190H248L247 189V184L249 183L250 184V182H248L245 186L246 187H243L241 190H240V188H241V186H240V188H238V193H240V195H241V197L240 196H238V197H240V198H244L245 197V200H247V202H249L247 205H244V204H246V203H244L243 205L244 206H242V207H238L237 208V206L240 204L241 205V203L239 202V204L236 206V202H235V206H233V205H224V204H222V202H220L219 201V198H221V197H214V195L216 196V194H214V192L212 193L209 189H207V186L206 185H204V187L206 186V190L205 189H203L202 187H198V186H196V187H194L193 186V184L195 185V183L193 182V184L190 182V184H192V185H189L187 182L188 181H190L186 176L187 175H182L183 176V178L184 179H182L181 181H182V184H183V188H181V189H179L180 187H182V185L180 186V180L179 179H181V178H174L176 175H178L177 173H180V170H182L181 168V162H183V163H185L186 161H188L187 159H191L190 157L191 156H193L194 155V153L191 151L192 150V142H195L196 140H195V135H197L198 136V134H200V132H202L203 130V127L200 129V130H202V131H198V132H196V133H194V132H188L187 130H189L190 128H194V125H196V123L194 124V125H192L191 124V121H190V123L186 120V118L188 117L189 118V116L191 115V113H190V115H188L185 119H184V117H183V119L184 120H186L187 122L185 123V121L182 119V116L184 115V114H182L183 112H181L180 113V115H182V116H180L179 118L181 119V120H183L184 122V124L186 125L187 124V126H185L183 123H182V125L183 126H185V128H181V127H183V126H181L180 128H179V131L178 132H176L177 130L175 129L176 128V126L175 125H173V126H175V127H173L172 126V122L170 123L169 121H166V120H168V119H166V118H163L164 116H162V118L159 116V115H157V116H159L161 119H159L160 120V122H159V120L158 121H155V119H153L154 118V116H152L153 118H151L152 120H149L147 123H143V121L145 120V122L148 120L147 118H149L148 116L149 115H151V110H153V108L151 109V107H152V104L153 103H151V101L153 102V99L151 100V98H153V95L151 96V98H149L148 100H151L149 103H151V107L149 106V105H146L145 103H146V101H145V103H144V101H143V99L142 98H145V97H140L139 99L138 98H135V99H137V101H138V103H139V106H141L142 104L144 105L143 106V108H145V110H147L148 111V113H147V111H141L140 113H138L139 112V110H134V109H132L131 108V110L126 106V102L127 101H129L130 100V98L129 97H131V94L129 93L130 92V90H135V91H139L140 90V92H143V91H146L147 90V94L149 93V94H151L152 92H150L151 90H148L147 88H149V89H152V87H146L145 86V84H144V82H146V80L148 79V77H147V79H145L144 80V82L143 81H141L140 79H138L137 77H132L131 78V82L129 83V85L126 87V88H124L123 86H121V87H119L117 90L118 91H121L120 92V94H119V96L118 97H122L123 95V97L121 98V99H124L123 101H121L122 103H120V101H118L117 103L118 104H113V103H111L110 105H109V103H107V99L110 97L109 95L111 94H109L107 97V99L105 98L106 96V92H107V94H108V92H109V86H110V83H111V85L113 84V82H114V80H116V79H118V78H120V77H118L119 75V73H121L122 71L121 70H123V69H121V70H119V71H121V72H117L118 74H116V72L115 71H117V70H115L114 72L113 71ZM137 70V69H136ZM146 70V69H145ZM161 70V69H160ZM93 71H95V70H93ZM124 71V70H123ZM126 71V70H125ZM124 71V72H125ZM142 72L144 71V70H141ZM157 71V70H156ZM155 71V72H156ZM108 72V71H107ZM124 72H122L121 73V75L124 73ZM93 73H95V72H93ZM96 73H99V71H97ZM109 73H107V74H109ZM129 73V72H128ZM131 73V72H130ZM146 73H147V71H146ZM157 73V72H156ZM100 74V73H99ZM150 74V73H149ZM154 74V73H153ZM130 74H128V76H129ZM128 76H126V77H128ZM154 76V75H153ZM158 76H159V74H158ZM82 77V76H81ZM116 77H118V78H116ZM151 77V76H150ZM80 78V77H79ZM123 79V78H122ZM151 79V78H150ZM149 80V79H148ZM152 80V79H151ZM108 81V82H107ZM113 81V82H112ZM120 81V80H119ZM150 81V80H149ZM70 83L72 82V80L71 81H69ZM191 82V81H190ZM147 83H149L148 81H147ZM150 83H151V81H150ZM149 83V84H150ZM149 84H148V86H149ZM190 84H193V83H190ZM71 85H72V83H71ZM70 85V88H69V90H67L66 92H68L67 94H71V96L73 95V91H72V89H74V88H76L75 87V85L72 87ZM153 85V84H152ZM151 85V86H152ZM194 85V86H193ZM191 87L192 88H196L195 87V84H193ZM117 86V85H116ZM190 86L188 87L189 89L191 88ZM86 88H87V86H86ZM146 88V90H144ZM184 88H186L187 89V87H185L184 86ZM142 89H143V91H142ZM185 89V90H186ZM126 90H129V92H128V94L130 95V96H128V94H126ZM153 90V89H152ZM155 90H158V91H160L158 88L157 89H155ZM191 90H194V89H191ZM200 91H201V89H200ZM110 92H111V90H110ZM133 92V94H135V92L134 91H132ZM136 92V93H137ZM154 92V91H153ZM157 92V91H156ZM190 92V91H189ZM202 92V91H201ZM84 93V92H83ZM139 93V92H138ZM66 94V93H65ZM132 94V95H133ZM146 94V93H145ZM144 94V95H145ZM149 94H148V96H149ZM187 94H189V93H187L186 92V96H187ZM79 96H80V93L78 94ZM87 95V94H86ZM143 95V96H144ZM155 95V94H154ZM117 96H114V97H117ZM146 96V95H145ZM183 96H184V94H183ZM191 97H192V94L190 95ZM69 98H72V97H70V95L68 96ZM103 97H104V99L106 100V104H104V105H106V106H103L102 107V109L101 108H99L98 110H100L99 112L100 113H98L97 111L95 112V107H97L98 105H99V103L98 104H96L100 99H103ZM113 97V98H114ZM136 97V96H135ZM156 97H157V95H156ZM66 98H67V95H66ZM127 98H129V100H127ZM134 98V97H133ZM155 98V97H154ZM180 98H183L184 99V97H180ZM185 98H187V97H185ZM188 98H189V96H188ZM187 98V100L189 101L190 99H188ZM120 99V100H121ZM135 99H134V101H135ZM145 99H147V98H145ZM179 99V98H178ZM182 99V100H183ZM105 100H103V101H105ZM113 100V99H112ZM133 100V99H132ZM148 100H147V103H148ZM155 100H156V98H155ZM154 100V101H155ZM81 101V100H80ZM110 101V100H109ZM108 101V102H109ZM171 101V100H170ZM177 101H179V100H177ZM78 102V101H77ZM81 102V103H82ZM185 102H187L186 100H185ZM184 102V103H185ZM123 103H125V104H123ZM135 103H136V101H135ZM170 103V102H169ZM173 103V102H172ZM171 103V104H172ZM181 103V102H180ZM182 103H183V101H182ZM177 104V103H176ZM179 104V103H178ZM177 104V105H178ZM75 105H76V103H75ZM78 105V104H77ZM129 107H131L130 105H129V103L127 104ZM135 105V104H134ZM155 105V104H154ZM159 105V104H158ZM158 105H157V107H158ZM173 105V104H172ZM175 105V104H174ZM177 105H175V106H177ZM139 106L136 108V109H138L139 108ZM150 107V110H149V108H147L146 109V107ZM160 106H162V104L161 105H159V109H161L162 107H160ZM167 106V105H166ZM180 106H182V105H180L179 104V109H180ZM154 107V106H153ZM168 107V106H167ZM61 108V107H60ZM59 108V109H60ZM94 109V111L92 110L91 112H89V114H87L88 113V111H90L89 109ZM133 108H134V106H133ZM142 108V107H141ZM165 107H163L162 109H161V113H162V115H163V113L164 114H166V112H163L162 110H164V111H167V110H165L164 109ZM175 107H173V108H171L170 107V111H173V110H175V109H177V108H175ZM196 108H199V105H198V107L196 106ZM206 108V107H205ZM59 109H57V110H59ZM128 109H129V111H128ZM156 110L155 111H157V108H155ZM158 109V110H159ZM182 109V108H181ZM61 110L63 111L64 109H62L61 108ZM61 110H59V115L61 116ZM200 110V109H199ZM61 111V112H60ZM149 111H151L150 113H149ZM154 111V110H153ZM178 111V110H177ZM177 111L175 112V113H177ZM193 111V110H192ZM195 111V110H194ZM193 111V113L196 115L195 116V118L197 117V118H199L200 116H199V112L200 111H197L198 113V115L196 114V111L194 112ZM204 111H206L208 114H209V110L207 111V108L205 109V110H203V112ZM66 112V111H65ZM169 112V111H168ZM174 112V111H173ZM206 112H204V113H206ZM63 113V112H62ZM67 114H68V112H66ZM157 112H155V114H156ZM158 113H160V111H158ZM185 113V112H184ZM193 113H192V116H194L193 115ZM201 113H202V111H201ZM200 113V114H201ZM64 114V113H63ZM87 114V115H86ZM141 114H143V116L140 118V115ZM155 114H153V115H155ZM174 114V113H173ZM64 115H66V114H64ZM68 115H70V114H68ZM68 115L66 116V117H64L65 119L66 118H68ZM211 115V114H210ZM91 116V117H90ZM178 116V115H177ZM177 116H174L175 118L177 117ZM212 116V115H211ZM214 116V115H213ZM45 117V116H44ZM63 117V116H62ZM61 117V118H62ZM70 117H73V118H70ZM112 119H111V118ZM165 117H166V115H165ZM169 117V116H168ZM172 117V116H171ZM82 118V119H81ZM193 118V117H192ZM192 118H191V120H192ZM63 119V118H62ZM141 119H144L143 121H140ZM147 119V120H146ZM150 119V118H149ZM164 119H166V120H164ZM172 119V118H171ZM200 119H201V117H200ZM213 119V118H212ZM68 120V121H69ZM100 121L101 123H105V121H107L105 124L103 123V124H101L102 125V127H99L98 128V125L100 124H96V122H98V121ZM110 120H113L114 122H113V124H115V128L120 124V123H128L130 126L128 127L127 126V124L125 125V126H127L128 128H130V127H136L137 128V126L139 125V129L140 130H143V133H144V131H153L154 130V128L155 129H160L159 131H163L162 129L163 128H165L164 129V131L166 132V128L168 127V129H167V132H166V134L164 135V133L162 132V136L164 135L165 136V138H163V139H159V140H156L155 142H152L151 141V139H150V142H149V140H144V138H143V141L142 140H140V137L138 138V135H136V131H134L133 129H131L130 131L132 132V130H133V132L135 133V134H133V133H131L130 135H129V137L127 136L128 134H127V130L125 129L123 132L121 131V127H120V131L123 133V136L121 137V138H119V142L121 143H117V144H120V147H118L117 145H115L114 144V142L112 141L113 139V137L111 136L112 134H111V132H113V130H111V128L113 127V124H112V122L110 121ZM178 122H181V121H179L178 120V118L176 119ZM50 121V120H49ZM66 121V120H65ZM96 121V122H95ZM142 122V123H140V122ZM154 121H155V123H154ZM166 121V122H165ZM171 121H174L173 119L171 120ZM194 121H196V119H194ZM57 122V121H56ZM95 122V123H94ZM175 122V121H174ZM197 122H199V123H201L199 120L197 121ZM204 122V121H203ZM202 122V123H203ZM50 123V122H49ZM53 123V122H52ZM51 123V124H52ZM59 123V122H58ZM58 123H55V125L56 126H58ZM201 123V124H202ZM70 124V125H71ZM94 124H96V126L94 125ZM180 124V123H179ZM198 124V123H197ZM208 124V123H207ZM53 125V124H52ZM101 125H99V126H101ZM111 125H112V127H111ZM177 125V124H176ZM204 125V124H203ZM206 125V124H205ZM74 126V125H73ZM73 126L71 127V129L73 128ZM80 126V125H79ZM81 126H82V124H81ZM121 126V125H120ZM192 126V127H191ZM197 126V125H196ZM195 126V127H196ZM84 127H85V125H84ZM126 127V128H127ZM56 128V127H55ZM114 128V127H113ZM122 128V129H123ZM127 128V129H128ZM136 128H135V130H136ZM152 128V129H151ZM208 128H209V126H208ZM207 128V129H208ZM139 129H137V130H139ZM180 129H181V131H180ZM183 129H185V132H184V130ZM191 129V130H192ZM204 129H205V127H204ZM88 130H90L89 132H88ZM116 130V129H115ZM114 130V131H115ZM139 130V131H140ZM238 130V129H237ZM240 131H241V129H239ZM128 131H129V129H128ZM148 131V132H149ZM205 131V130H204ZM221 131V130H220ZM240 131H238L239 133H240ZM121 132H117V135L119 134V133H121ZM148 132H146V134L148 133ZM156 132H157V130H156ZM179 132L182 134V136L179 134ZM188 132V133H187ZM236 132V131H235ZM242 132V131H241ZM70 133V134H71ZM121 133V134H122ZM129 133V132H128ZM150 133H152V132H150ZM149 133V134H150ZM191 133V134H190ZM193 133V134H192ZM237 133V132H236ZM238 133V134H239ZM80 134L82 135V137L80 136ZM115 134H116V132H115ZM120 134V135H121ZM137 134H139L138 133V131H137ZM156 134V133H155ZM189 134H190V137H189ZM195 134V135H194ZM204 133H202V135H203ZM237 134V135H238ZM77 135H79L80 137H81V139H83L82 141H79V138H78V140H77ZM113 135H114V132H113ZM116 135V136H117ZM143 136H144V134H142ZM191 135L193 136L194 135V137L195 138H193V137H191ZM241 135V134H240ZM239 135V136H240ZM244 135V134H243ZM246 135H249L250 136V134H246ZM245 135V136H246ZM87 136V137H86ZM109 136H111L112 138V140H111V142H113L112 144L109 142ZM116 136H115V138H116ZM125 136H127V137H125ZM140 136V135H139ZM142 136V137H143ZM150 136H152V135H150ZM158 136V135H157ZM181 136V137H180ZM205 136V134L203 135V136H200L199 135V137L200 138H203ZM242 136V135H241ZM248 136V137H249ZM54 137V136H53ZM68 136H66V138H67ZM84 137H86L87 139H88V137H90L91 139L90 140H85V138ZM118 137H119V135H118ZM146 137H147V135H146ZM161 136H158V137H156L157 139L158 138H160ZM206 137V136H205ZM236 137V136H235ZM234 137V138H235ZM238 137V136H237ZM62 138H64V137H62ZM155 137H154V135H153V139H154ZM155 138V139H156ZM199 138V139H200ZM239 138H242L243 139V137H238V139L237 138H235L236 140H238V142L240 143V141H241V139H240V141H239ZM149 139V138H148ZM152 139V140H153ZM154 139V140H155ZM196 139H198V138H196ZM198 139V140H199ZM204 139V138H203ZM228 139V138H227ZM234 139V140H235ZM197 140V141H198ZM202 140V139H201ZM200 140V141H201ZM205 140V139H204ZM214 139H212L211 140V142L213 141ZM235 140V141H236ZM39 141V140H38ZM51 141V140H50ZM87 141V142H86ZM90 143H89V142ZM182 141V142H181ZM203 141V140H202ZM207 141V140H206ZM208 141H209V139H208ZM228 141V140H227ZM230 141V140H229ZM229 141H228V144H227V146H225L226 148H228V145H230V143H229ZM234 141V142H235ZM204 142V141H203ZM211 142H209V143H211ZM231 142H233V140L231 141ZM237 142V141H236ZM242 142V141H241ZM83 143H84V145H83ZM116 143V142H115ZM205 143V142H204ZM203 143V144H204ZM208 143V144H209ZM215 142L213 141V144H214ZM238 143V144H239ZM56 144V143H55ZM54 144V145H55ZM61 144V143H60ZM80 144V145H81ZM144 145V146H141V145ZM207 144V143H206ZM216 144V143H215ZM214 144V145H215ZM237 144V145H238ZM57 145H58V143H57ZM64 145V146H65ZM194 145H195V143H194ZM196 145H197V142H196ZM199 145H201V143L199 144ZM199 145H197V146H199ZM210 145V144H209ZM219 145V144H218ZM217 145V146H218ZM224 145V144H223ZM222 145V147H224ZM237 145H236V147H237ZM241 145V144H240ZM182 146V147H181ZM196 146V147H197ZM203 146V145H202ZM205 146V145H204ZM216 146V147H217ZM235 146V145H234ZM242 146V145H241ZM56 147V146H55ZM58 147V146H57ZM60 147H63V145H61ZM97 147V148H96ZM165 148L164 150H167V152L165 151V152H163V150H161L162 148ZM207 147H208V145H207ZM212 147V146H211ZM210 147V148H211ZM214 147V146H213ZM212 147V148H213ZM218 147H220V145L218 146ZM221 147V148H222ZM40 148V147H39ZM95 148V149H94ZM167 148V149H166ZM201 148V147H200ZM203 148V147H202ZM209 148V149H210ZM230 148V147H229ZM54 149V148H53ZM57 149H59V148H57ZM62 148H60V150H61ZM64 149V148H63ZM62 149V151H64ZM68 149H66L67 151H68ZM94 149V150H93ZM174 149V150H173ZM205 149V148H204ZM204 149H203V152H204ZM217 149H219V148H217ZM224 149V148H223ZM222 149V150H223ZM231 149V148H230ZM49 150V152L50 151H53L52 150V147H51V149L49 148L48 149ZM47 150V151H48ZM54 150H56V149H54ZM59 150V151H60ZM185 152H184V151ZM195 150V149H194ZM193 150V151H194ZM198 150V149H197ZM212 151H213V149H211ZM211 150H209V152L211 151ZM228 149H226V150H223L224 151V153H226L225 151H227ZM235 149H233V151H234ZM206 151V150H205ZM214 151H216V150H214ZM214 151H213V153H214ZM219 150H217L216 152H218ZM223 151H222V153H223ZM54 152V151H53ZM53 152H50V153H53ZM66 152V151H65ZM68 152V153H69ZM191 152V154H188V153H190ZM221 152V151H220ZM47 154H49L48 152H46ZM45 153V154H46ZM73 153V154H74ZM77 153V154H76ZM165 153V154H164ZM185 153H187L186 155H184ZM205 153V157L204 156H202V158L204 157V159L206 158V157H208V155L210 156H212V157H209L210 159L211 158H213V159H209L210 160V162H216V161H213L214 160V155H213V153L212 154H209V153H206V152H204ZM222 153H221V156H223L222 155ZM223 153V154H224ZM55 155H57V153L55 152L54 153ZM53 154V155H54ZM60 154V153H59ZM58 154V159H59V156L60 157H62L61 156V154L59 155ZM120 154V155H119ZM141 154V153H140ZM139 154V155H140ZM193 154V155H192ZM51 155V154H50ZM50 155H48V157H50ZM117 155H119V156H117ZM166 155V156H165ZM191 155V156H190ZM196 155V154H195ZM193 156V157H195L196 158V156ZM202 155H204V154H202ZM207 155V156H206ZM70 156H72V158L70 157ZM218 156V155H217ZM220 156V155H219ZM238 156V155H237ZM53 156H51V158H52ZM55 157V156H54ZM63 157V158H64ZM76 157V158H77ZM112 157H114V159H117V160H114V161H117V163L118 162H121L122 163V165H117V164H115V165H117V166H119L117 169H116V167H115V165L114 164H112L113 162L111 161L113 158ZM165 157V158H164ZM187 157H189V158H187ZM235 157V156H234ZM46 158V156L44 155V159ZM50 158V159H51ZM184 158H186L185 160V162H184ZM200 158V157H199ZM226 158V157H225ZM224 157H222L221 159L222 160H220V161H222V163L225 165V160L227 161V159H225ZM47 159H49V158H47ZM49 159V160H50ZM54 159V158H53ZM52 159V163H53V160ZM62 159V158H61ZM59 160V161H62V160ZM183 159V160H182ZM194 159V158H193ZM193 159H191L190 160V163H193ZM239 159V158H238ZM49 160H48V162H49ZM121 160V161H120ZM133 160V159H132ZM197 160V159H196ZM207 160V159H206ZM206 160H205V162H206ZM208 160V161H209ZM219 160V159H218ZM253 160V159H252ZM46 161V160H45ZM55 161L57 162V159H55ZM65 161V160H64ZM63 161V162H64ZM164 161H165V163H166V167H164L163 166V164H165L164 163ZM192 161V162H191ZM195 161V160H194ZM220 161H219V163H220ZM48 162H45V164L46 163H48ZM55 162V163H56ZM133 162V161H132ZM135 162V161H134ZM203 162H204V160H203ZM202 162V163H203ZM50 163H51V161H50ZM61 162H59L58 164H56L57 166L60 164ZM64 163H66V162H64ZM67 163H66V165H67ZM115 163V162H114ZM125 163H124V165H125ZM148 163V164H149ZM155 163L156 164H158L157 165V168H159V169H157L158 170V172H160L161 171V169L164 167L165 168V170L164 169H162L163 170V173H156L155 171H154V167H155ZM195 163V162H194ZM201 163V162H200ZM199 163V164H200ZM222 163H220V165L222 164ZM230 163V162H229ZM232 163V162H231ZM230 163V164H231ZM44 164V165H45ZM49 164V163H48ZM82 164H83V162H82ZM82 164H79V165H81V167L84 165H82ZM92 164V163H91ZM91 164H89V165H91ZM118 164H120V163H118ZM154 164V165H153ZM186 164V163H185ZM184 164V165H185ZM188 164V163H187ZM186 164V165H187ZM198 164V165H199ZM228 164V163H227ZM229 164V165H230ZM50 165H52V166H50L51 167V169L52 168H54V167H56V166H54L53 164H50ZM61 165H64V164H61ZM69 165H67V166H69ZM128 165V164H127ZM159 165L160 166H162V168L161 167H159ZM195 165V164H194ZM196 165H197V163H196ZM201 165V164H200ZM220 165H218V166H220ZM223 165V166H224ZM54 166V167H53ZM73 166V167H74ZM75 166V167H76ZM108 166V167H107ZM154 166V167H153ZM222 166V165H221ZM221 166H220V168H221ZM226 166V165H225ZM228 166V165H227ZM46 167V166H45ZM48 167H49V165H48ZM69 167H71V165L69 166ZM69 167H68V169H69ZM104 167H106V168H104ZM47 168V167H46ZM45 168V169H46ZM114 168H115V170H114ZM183 168H184V166H183ZM186 169H187V167H185ZM184 168V169H185ZM219 168V167H218ZM218 169V170H224V168L222 169ZM233 168V167H232ZM48 169V168H47ZM46 169V170H47ZM55 169V168H54ZM72 169V168H71ZM70 169V170H71ZM74 170H76L77 169V167H76V169L75 168H73ZM82 169V168H81ZM95 169V170H94ZM225 169L226 170H229V169H227L226 167H225ZM156 170V169H155ZM156 170V171H157ZM213 170H215V171H217V169H213ZM213 170L211 169V171L213 172ZM226 170H224V171H226ZM234 170V169H233ZM49 171H50V174H51V171H54L53 169L52 170H50V168H49ZM49 171H48V173H49ZM61 171L62 170H60V172H59V170H58V172H59V174H62L61 173ZM77 171V170H76ZM127 171H128V169H127ZM131 171V170H130ZM179 171V172H178ZM210 171V172H211ZM221 171V172H222ZM230 171V170H229ZM56 172V171H55ZM95 172V173H96ZM181 172H183V173H187L188 174V172L187 171H181ZM227 172V171H226ZM225 172V173H226ZM64 173V172H63ZM76 173V174H77ZM95 173H93V174H95ZM108 173V172H107ZM131 174V176L130 175H128V176H130V177H128L127 175H125V174ZM216 173H218V172H215V174ZM224 173V174H225ZM236 173V175H237V171L235 172ZM100 174H96L97 176H100ZM115 174V173H114ZM221 175L223 174V173H220ZM220 174H216V177H218L217 175H219V176H221ZM234 173H233V171H232V169H231V178H232V176L234 177L235 175H233ZM65 174H63V176H64ZM84 175H86V177L84 176ZM121 175V174H120ZM211 175V174H210ZM226 175H228V174H226ZM55 176V175H54ZM79 176V175H78ZM116 176H119V175H116ZM156 176V177H155ZM178 176H180V175H178ZM245 176V175H244ZM56 178L54 179L53 178V175H52V178H53V180H55V182H56V179H58V178H60V176L59 177H57V176H55ZM65 178H66V176H64ZM63 177V178H64ZM84 177H85V179H84ZM95 178H96V176H94ZM93 177V175H92V178H94ZM147 177H148V179L151 181V185L149 186L148 185V179H147ZM151 177V178H150ZM155 177V178H154ZM181 177V176H180ZM212 177H215L214 175L212 176ZM236 177H239V176H236ZM246 177V176H245ZM63 178H61V180L63 179ZM90 179L91 181H90V183L89 184H91V182L93 181V179ZM95 178H94V180H95ZM99 178V177H98ZM188 179V181H187V179ZM208 178V177H207ZM222 178V177H221ZM223 178H227L226 180L228 181V179L230 178V176L228 175V176H224ZM231 178L229 179V180H231ZM51 179V178H50ZM101 179V178H100ZM103 179V178H102ZM114 179H115V177H114ZM113 179V180H114ZM133 179H131V180H133ZM186 179V180H185ZM240 179V178H239ZM60 180V184H63L62 183V181ZM65 180H67V179H65ZM64 180V183H66L67 184V182ZM82 180V182H80ZM218 180V179H217ZM234 180H235V178H234ZM233 180V181H234ZM240 180H242V178L240 179ZM49 181H51V180H49ZM72 181V180H71ZM89 181V180H88ZM96 181V180H95ZM98 181V180H97ZM104 181V182H105ZM105 182L106 184H108V182ZM149 181V182H150ZM184 181H187V182H184ZM213 181V180H212ZM211 181V182H212ZM236 181V180H235ZM238 181V180H237ZM94 182V181H93ZM92 182V183H93ZM104 182L101 184V185H103L104 184ZM219 182H220V180H219ZM256 182V181H255ZM57 183H58V180H57ZM58 183V184H59ZM78 183H76L77 185H78ZM88 183V182H87ZM197 183V182H196ZM199 183V182H198ZM197 183V184H198ZM214 183V182H213ZM216 183V182H215ZM214 183V184H215ZM230 183H232V182H230ZM240 183V182H239ZM51 184V183H50ZM56 184V183H55ZM75 184V183H74ZM75 184V185H76ZM105 184V185H106ZM111 184V186L113 185L112 183H110ZM109 184V185H110ZM187 186H185V185ZM196 184V185H197ZM214 184H212L213 186H215ZM217 184V183H216ZM221 184V183H220ZM241 184V183H240ZM239 184V185H240ZM57 185V184H56ZM76 185V186H77ZM93 185V184H92ZM100 185V186H101ZM199 185H201V183L199 184ZM203 185V184H202ZM201 185V186H202ZM209 185H211V184H209ZM217 185H219V184H217ZM229 185V184H228ZM230 185H232V184H230ZM252 185V184H251ZM60 186H66L67 187V185H60ZM73 186V185H72ZM72 186H69L70 188H72ZM87 186V185H86ZM96 187H99V183H98V186L97 185H95ZM94 186V187H95ZM212 186V187H213ZM220 186H223V184L222 185H220ZM233 186V185H232ZM232 186H231V188H232ZM235 186V185H234ZM263 186H264V184H263ZM66 187H64L65 189H66ZM68 187V188H69ZM78 187H80L79 185H78ZM82 187H83V185H82ZM82 187H80L79 188V191H81L80 192V196H81V198H83L82 197V195H83V192L86 194V191L85 190H82L83 188ZM89 185H88V192L90 191H95L96 189V187L95 188H93V190L92 189H89ZM103 187V186H102ZM101 187V188H102ZM211 187V186H210ZM211 187V188H212ZM227 187V186H226ZM230 187V186H229ZM239 187V186H238ZM249 187H250V185H249ZM252 187H254V186H252ZM63 188V189H64ZM67 188V189H68ZM68 189V190H71V189ZM77 188V187H76ZM82 188V189H81ZM86 188V187H85ZM84 188V189H85ZM90 188H92V187H90ZM104 188H105V186H104ZM104 188H102V189H104ZM131 188V189H130ZM202 188V189H201ZM209 188V187H208ZM215 188H217V187H215ZM218 188H219V186H218ZM217 188V189H218ZM81 189V190H80ZM87 189V188H86ZM97 189H100V187L99 188H97ZM110 189L112 190V187H110ZM109 189V190H110ZM151 189H153V190H151ZM183 189V191H180V190H182ZM68 190H66V191H68ZM110 190V191H111ZM212 190V189H211ZM214 190V189H213ZM229 190H230V188H229ZM232 190V189H231ZM234 190V189H233ZM240 190V191H239ZM250 190H251V187H250ZM253 190V189H252ZM63 192H64V190H62ZM62 191H60V193L62 192ZM66 191H65V195H66ZM71 191H73V190H71ZM97 191V190H96ZM98 191H100V190H98ZM214 191H217L218 192V190H214ZM220 191V190H219ZM226 191V190H225ZM224 191V192H225ZM228 191V190H227ZM89 192V194L91 195L92 194V192L90 193ZM236 192V191H235ZM244 192H245V194H244ZM15 193V192H14ZM71 193V192H70ZM74 192H72L71 193V195L73 194ZM81 193H82V195H81ZM97 193L99 194V192H96L95 194L97 195ZM100 193V194H101ZM116 193V194H115ZM130 193H132V192H130ZM226 193H228V192H226ZM230 193V192H229ZM238 193L236 194V195H238ZM246 193H248V195H246ZM69 193H67V196L68 197H70L71 195H68ZM88 194V195H89ZM94 194V195H95ZM99 194V195H100ZM135 194H133L132 193V195L130 196L131 197V200L133 199V198H135L134 197V195ZM140 194H142V192H140L139 193V196H140ZM220 194V196H222L221 195V193H219ZM223 194V193H222ZM230 194H232V193H230ZM15 195V194H14ZM58 195H59V192H58ZM63 195V194H62ZM88 195H86V198H87V196ZM93 195V194H92ZM224 195H226V194H224ZM48 196V195H47ZM47 196H45L44 195V197H47ZM50 196V195H49ZM53 196V195H52ZM55 196H57V194L55 195ZM66 196V198L65 197H63L62 199H67L68 197ZM80 196H78V197H80ZM115 196V197H114ZM138 196V195H137ZM228 196V195H227ZM226 196V198H228ZM231 196H233V195H231ZM15 197V196H14ZM54 197V196H53ZM62 197V196H61ZM90 197V199H91V197L92 196H89ZM95 197L96 196H93V200L91 199H89L90 200V203L91 202H93L94 201V199H95ZM104 197V196H103ZM129 197V196H128ZM130 197H129V199H130ZM198 198V201H199V203L200 202H202L201 201V199H202V197H204V198H207L206 200L208 201V205L207 206H200V205H202V204H199L198 203V201H197V203L195 202L196 201V199ZM230 197V196H229ZM234 197V196H233ZM55 198V197H54ZM71 198V197H70ZM70 198H69V200H70ZM98 198V197H97ZM105 198V197H104ZM138 198V197H137ZM137 198L136 199H133V203L135 204V202H137ZM140 198V197H139ZM138 198V199H139ZM196 198V199H195ZM231 198V197H230ZM229 198V200H232V199H230ZM236 198H237V196H236ZM263 198V197H262ZM52 199V198H51ZM50 197H49V201H48V203L47 204H50L49 202H50ZM55 199H57L58 200V202H59V197L58 198H55ZM61 199V200H62ZM84 199V198H83ZM101 199V198H100ZM195 201H194V200ZM223 199V198H222ZM53 200V199H52ZM60 200V201H61ZM71 200H72V198H71ZM71 200L70 201H68L69 203L71 202ZM117 200H118V198H117ZM124 200H127L126 198L124 199ZM204 200V199H203ZM205 200V201H206ZM224 200V199H223ZM229 200H228V203H229ZM235 200V199H234ZM240 200V199H239ZM242 200V199H241ZM259 200H261V199H259ZM10 201V200H9ZM66 201V200H65ZM73 202H74V200H72ZM78 201V200H77ZM102 201V200H101ZM120 201V200H119ZM179 201V202H178ZM206 201V202H207ZM226 201H227V199H226ZM264 201V200H263ZM53 202H56V201H53ZM58 202H56V204H58ZM67 202V203H68ZM76 202V201H75ZM74 202V203H75ZM80 202V201H79ZM84 202H85V200H84ZM87 202H88V200H87ZM87 202H85V203H87ZM97 202H99V200L97 201ZM103 202H104V200H103ZM103 202L101 203V204H103ZM120 202H122V201H120ZM125 202V201H124ZM123 202V203H124ZM139 202V201H138ZM142 202H143V200H142ZM178 202V203H177ZM205 202V203H206ZM261 201H259V203H260ZM12 203V202H11ZM81 203V205L79 204V203H75V205L76 204H78L79 206H78V208H81V206L84 204H82V202H80ZM89 203V202H88ZM87 203V204H88ZM95 203V202H94ZM94 203H93V205H94ZM126 203V202H125ZM132 203V204H133ZM144 203V202H143ZM181 205H180V204ZM232 203V202H231ZM231 203H229V204H231ZM55 204V205H56ZM73 203L71 202V204L70 205H72ZM87 204H85V206H87ZM96 204V203H95ZM98 205H101L100 204V202L99 203H97ZM96 204V205H97ZM104 204V205H105ZM109 204V205H110ZM138 204V203H137ZM136 204V205H137ZM180 205V206H178V205ZM203 204H204V202H203ZM256 204H258V203H256ZM255 204V205H256ZM263 204V203H262ZM9 205V204H8ZM60 205V204H59ZM58 205V206H59ZM62 205V204H61ZM74 204H73V207H76ZM91 205V204H90ZM103 205V206H104ZM109 205L108 206H104L103 208H102V214H104V215H106V214H108V211L110 212V210H111V212H110V215L111 214H113L114 213V211H112V209H110V207H111V205H110V207H109ZM118 205V204H117ZM136 205H132V206H136ZM206 205V204H205ZM254 205V207L256 208V206ZM259 205V204H258ZM48 207H49V205H47ZM69 206V205H68ZM85 206H82V208L84 209L85 208ZM113 206H115V205H113ZM119 206V205H118ZM117 206V207H118ZM125 206V205H124ZM131 206V207H132ZM263 206V205H262ZM60 207V206H59ZM70 207V206H69ZM72 206L70 207V208H73ZM88 207V206H87ZM91 208H94L95 207V205L94 206H90ZM97 207V208H96ZM95 207V209H96V212H98L99 211V208H98V206H96ZM99 207H102V205L101 206H99ZM116 207V208H117ZM121 207V206H120ZM126 207V206H125ZM125 207L122 209L123 211H124V209H125ZM127 207H129V205H127ZM254 207H252V208H254ZM10 208H11V206H10ZM9 208V209H10ZM56 209V210H60L61 211V209L60 208H62V207H60V208H58V207H52V205H50V208H48V209ZM82 208H81V210H82ZM89 208V207H88ZM84 209L86 212L89 210V209ZM90 208V209H91ZM110 210H109V209ZM263 208V207H262ZM12 209V208H11ZM52 209V210H53ZM94 209V210H95ZM97 209H98V211H97ZM128 208H126V210H127ZM80 210V209H79ZM84 210H82V213H83V216H85V214H84ZM92 210L93 209H91V213H94V212H92ZM113 210H115V209H113ZM120 210V209H119ZM126 210H125V212H126ZM244 210H248V212H245V217L243 216H241V213H244L243 211ZM254 210V209H253ZM64 211V214H65V210H63ZM62 211V212H63ZM116 211H118V210H115V212ZM151 211H153V213H154V215L152 214V216L154 217V218H152L151 217ZM261 211V210H260ZM81 212V211H80ZM121 212V211H120ZM119 212V213H120ZM124 212V213H125ZM140 212V213H139ZM142 212H145L146 214H147V216L148 215H150V216H148V219L150 218V222H148V220L146 221V218L144 219L143 217V215H145L146 216V214L145 213H142ZM253 212V211H252ZM257 211H255V213H256ZM259 212V211H258ZM88 213H89V211H88ZM88 213H87V215L86 216H88ZM99 213V212H98ZM106 213V214H105ZM118 213V212H117ZM117 213H115V214H117ZM118 213V214H119ZM123 213V212H122ZM121 213V214H122ZM127 213V212H126ZM169 213H170V216H169ZM247 213V214H246ZM261 213H262V211H261ZM81 213H79V215H80ZM132 214V215H131ZM257 214H259L260 215V213H257ZM82 215V214H81ZM89 215H91L92 216V214H89ZM104 215H102L103 217H104ZM251 215H252V213H251ZM262 215V214H261ZM78 216V215H77ZM76 216V217H77ZM108 216V215H107ZM112 216V215H111ZM119 216V215H118ZM127 216V217H126ZM253 216V215H252ZM251 216V217H252ZM254 216H256L257 217V215H254ZM76 217H74V221L72 222V223H74L75 225H76V227H77V225L78 224H80L79 222H81V220L79 219V217L80 216H78V218L77 219H79V221L78 220H76L75 221V218ZM82 217V216H81ZM89 217V216H88ZM96 217H98V215H97V213H96ZM102 217V218H103ZM109 217V216H108ZM116 217V216H115ZM84 218V217H83ZM95 219V217H90V219ZM104 218H106V217H104ZM104 218H103V221H101V222H104ZM120 219L119 217H116V219ZM253 218V217H252ZM67 219V218H66ZM82 219V218H81ZM85 219V218H84ZM84 219H82L83 221H84ZM89 219V220H90ZM152 219H153V222H151L152 221ZM98 220V219H97ZM247 220V219H246ZM256 221H257V219H255ZM255 220H254V222H255ZM264 220V219H263ZM82 221V222H83ZM105 221H106V219H105ZM125 221H124V223H123V225H125ZM245 221V220H244ZM260 221V220H259ZM258 221V222H259ZM78 222V223H77ZM82 222H81V224H82ZM85 222V221H84ZM83 222V223H84ZM91 222V221H90ZM101 222H99V220L97 221V223H101ZM107 222V221H106ZM106 222H104V224L106 223ZM118 222H120V221H118ZM170 222H172V223H170ZM252 222V221H251ZM251 222H250V224H251ZM253 222V223H254ZM71 223V222H70ZM69 223V224H70ZM86 223V222H85ZM121 223V222H120ZM239 223V222H238ZM248 223V222H247ZM246 222L245 223H243V224H247ZM81 224L80 225H78V226H80L79 228L81 229L82 227H81ZM103 224V225H104ZM122 224V223H121ZM204 224V226L203 227H201L202 225ZM241 224V223H240ZM250 224H249V226L248 227H250ZM99 225H101V224H99ZM253 225V224H252ZM251 225V226H252ZM70 226H71V224H70ZM70 226H68L67 225V228L66 229H64V230H68V228L70 227ZM106 226V225H105ZM127 226V225H126ZM128 226V227H129ZM240 226V225H239ZM254 226V225H253ZM253 226L251 227V229L253 228ZM263 226V225H262ZM103 227V226H102ZM246 228V229H249V228ZM255 227V226H254ZM258 227V226H257ZM257 227L255 228V230L257 229ZM72 228V227H71ZM78 229V228H77ZM70 230V229H69ZM100 231V230H99ZM131 232H132V230H130ZM133 231H134V229H133ZM261 231H263V230H261ZM260 231V233H258V232H256V231H254L255 232V234H256V236H257V234H260L261 236H260V238H263V236H264V233H262ZM69 232H71V231H69ZM124 232V231H123ZM208 232L209 233H212L210 236H207V234H208ZM135 233V232H134ZM137 233V232H136ZM135 233V234H136ZM253 232H251V234H252ZM104 235H106V234H104ZM137 235V234H136ZM136 235H134V236H136ZM134 236H131V237H133L134 238ZM259 236V235H258ZM199 237H203V238H205L203 241H201V240H198V238ZM241 237V238H242ZM251 237H254V236H251L250 235V238ZM104 238V237H103ZM246 238H248V236L246 237ZM259 238V239H260ZM249 239V238H248ZM257 239V238H256ZM18 240V239H17ZM99 240H100V238H99ZM98 240V241H99ZM247 240V239H246ZM245 240V241H246ZM264 240V238L262 239V241ZM19 241V240H18ZM39 242H37L35 245H40L39 243H41V241L40 240H38ZM171 241H173V242H171ZM242 241H244L243 239H242ZM170 242H171V244H170ZM235 242V241H234ZM237 242V241H236ZM259 242V241H258ZM261 242V241H260ZM264 242V241H263ZM18 243V245H19V243L21 244V242H17ZM135 244H136V242H134ZM230 243H232L231 241H230ZM238 243V242H237ZM244 243V242H243ZM242 243V244H243ZM245 243H248V241H246ZM254 243H255V241H254ZM42 244V243H41ZM44 244V243H43ZM42 244V245H43ZM170 244V245H169ZM186 244H187V246H186ZM258 244V243H257ZM18 245H17V248H18ZM132 245H134L133 243H132ZM131 245V246H132ZM181 245V246H180ZM249 245H251V244H249ZM23 246V245H22ZM46 245L44 244L43 245V247H45ZM177 246H180V247H177ZM256 246V245H255ZM21 249L23 248V247H21V246H19ZM36 247V246H35ZM39 247V246H38ZM42 247V246H41ZM43 247H42V250H43ZM138 247V246H137ZM184 247H186L185 249H184ZM240 247H242V246H240ZM257 248H258V246H256ZM20 248H18V251H16V252H18V254H16V255H20L21 254V252L23 251H25L26 250V248H25V250L24 249H22V251H21V249ZM93 247H91V249H92ZM96 248V247H95ZM251 248H252V246H251ZM256 249V248H255ZM36 250H37V247H36ZM39 251H35L34 250V255H31V252H29V249L28 250H26V252H24L25 254L27 253L28 254V256H27V258L29 259L28 260V262L26 263V264H28L29 262H30V264H38V259H40V258H43V256H44V254H42L43 252L41 251V248L40 249H38ZM136 250H137V248H136ZM135 250V251H136ZM243 250V249H242ZM241 250V251H242ZM251 250V249H250ZM260 249H258V251H259ZM42 253H41V252ZM106 251V250H105ZM132 251V250H131ZM240 251V252H241ZM254 251V250H253ZM252 251V252H253ZM258 251H257V253H258ZM262 251V250H261ZM263 251H264V249H263ZM22 252V253H23ZM30 254H29V253ZM39 252H40V254H39ZM97 250H96V254H97ZM104 252V251H103ZM134 252V251H133ZM238 253V254H245L244 252H242V253ZM23 253V254H24ZM99 253V252H98ZM105 253H109V252H105ZM120 253V252H119ZM135 253V252H134ZM133 253V254H134ZM220 253V256H221V259H222V255L223 256H225L222 260L219 258V256H218V254ZM254 253H255V251H254ZM262 253V252H261ZM25 254H24V256H21V257H26L25 256ZM100 254V253H99ZM98 254V255H99ZM102 254V253H101ZM100 254V255H101ZM120 254H122V253H120ZM136 254V253H135ZM39 255H42V257H40ZM99 255V256H100ZM112 255H114V254H112ZM116 255V254H115ZM138 255V254H137ZM247 255V254H246ZM245 255V256H246ZM259 255V254H258ZM262 255V254H261ZM37 256V257H36ZM38 256H39V258H38ZM109 256H110V253H109ZM119 256V257H118ZM118 256H116L117 258H122V256L121 255H118ZM240 256H243V257H241L240 258ZM260 256V255H259ZM18 257V256H17ZM108 257V256H107ZM113 257V256H112ZM111 257V258H112ZM258 257V256H257ZM35 258L37 259V261L35 260ZM102 258V257H101ZM114 258V257H113ZM126 258L127 257H125V259L124 260H126ZM138 258V257H137ZM263 258V257H262ZM105 258H104V255H103V259L102 260H104ZM116 259V258H115ZM114 259V260H115ZM134 259V258H133ZM244 259V258H243ZM245 259H247V257L245 258ZM260 259V258H259ZM26 260V259H25ZM40 260H44V258L43 259H40ZM39 260V261H40ZM96 261V264H98L99 262H100V264H103V263H106V262H104V261ZM111 260V259H110ZM123 260V258L121 259V261ZM135 260V259H134ZM133 260V261H134ZM160 260V261H159ZM261 260V259H260ZM106 261H108V259H106ZM116 261H118V260H116ZM120 261V262H121ZM136 261V260H135ZM204 261H206V260H204ZM226 261H228V262H226ZM98 262V263H97ZM101 262H103V263H101ZM115 262V261H114ZM24 263V264H25ZM41 263V261L39 262V264ZM110 262H108L107 264H109ZM143 263V262H142ZM142 263H140V264H142ZM145 263V262H144ZM143 263V264H144ZM203 263V262H202ZM202 263H199V264H202ZM204 263H206V262H204ZM248 263V262H247ZM246 263V264H247ZM23 264V263H22ZM63 264V263H62ZM65 264H67V263H65ZM70 264V263H69ZM77 264H78V262H77ZM92 264H95V262H93ZM115 264V263H114ZM123 264V263H122ZM125 264V263H124Z\"/></svg>",
  "mask_w": 264,
  "mask_h": 264
}]
</instances>
